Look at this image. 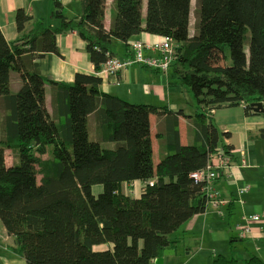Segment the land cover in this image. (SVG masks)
Instances as JSON below:
<instances>
[{"label":"trees","instance_id":"16d2710c","mask_svg":"<svg viewBox=\"0 0 264 264\" xmlns=\"http://www.w3.org/2000/svg\"><path fill=\"white\" fill-rule=\"evenodd\" d=\"M81 1L78 20L68 19L54 0L59 28L39 21L25 33L33 19L18 10L20 40L9 43L0 30V222L27 264H149L210 204L208 183L191 175L215 153L231 158L233 147L224 144L229 134L217 128L215 111L243 105L247 114H262L251 106L264 105V0H197L194 35L193 0H147L145 16L144 0H115L110 30L104 25L106 0ZM69 32L87 43L98 72L112 55L113 40L130 43L141 34L171 39L175 59L168 72L142 67L171 72L188 88L194 144L182 145L173 118L169 150L155 167L151 116L172 111L105 94L99 77L77 74L73 84L44 78L40 59L58 54L56 37ZM226 47L232 66L222 64ZM12 74L21 80L16 93ZM46 83L53 88V115ZM92 115L96 140L89 131ZM110 143L115 148H104ZM7 151L15 159L11 166ZM134 182L143 183L138 197L122 192ZM96 186L103 189L99 195Z\"/></svg>","mask_w":264,"mask_h":264},{"label":"crops","instance_id":"0c3cea01","mask_svg":"<svg viewBox=\"0 0 264 264\" xmlns=\"http://www.w3.org/2000/svg\"><path fill=\"white\" fill-rule=\"evenodd\" d=\"M60 2L68 19L79 20L82 17L81 0ZM146 4L147 0H144V16ZM18 10H23L33 19L26 25L25 33L34 29L39 21L53 28L61 26L54 0H0V30L9 43H17L21 37L16 23ZM115 12V0H106L104 25L107 30L112 28ZM159 40V37L149 34H141L130 43L113 40L119 56L113 49L111 56L125 60L130 55L132 42L151 44ZM56 41L59 53H47L39 61L40 74L47 80L73 84L77 74L99 77L102 80L100 90L105 94L130 103L168 108L173 112L151 116L153 161L156 154L159 158L156 166L154 162L155 167L169 150L173 118L178 119L182 145L194 144L193 120L189 118L195 115L191 106L192 95L187 87L171 77V72L165 75L135 66L110 76L102 73L103 65L100 72L96 70L87 52V43L76 32L58 34ZM20 87L19 75L12 74V92L16 93ZM52 95V85L46 83V106L51 115L54 112ZM179 112L184 114L178 116ZM214 118L219 131L229 134L224 144L233 147L229 171L219 175L213 184L226 204L215 206L210 203L204 213L193 217L172 234L170 239L173 244L168 249L174 250L175 254L165 257V264H249L251 259H258L264 264V114H247L242 105L217 110ZM91 129L95 135L94 115L89 118V131ZM142 186L141 182L124 184L122 192L138 197ZM244 188L248 191L240 193ZM93 191L97 195L101 189ZM255 214L261 217V222L247 224L243 220L244 216ZM239 225L242 226L240 229ZM243 227L248 228L247 235H244ZM106 248L100 246L96 249ZM15 249L14 239L0 222V264H27Z\"/></svg>","mask_w":264,"mask_h":264},{"label":"built area","instance_id":"2783aa9c","mask_svg":"<svg viewBox=\"0 0 264 264\" xmlns=\"http://www.w3.org/2000/svg\"><path fill=\"white\" fill-rule=\"evenodd\" d=\"M175 59V47L171 39H161L155 43H144V42H134L131 44V57L120 60L116 57L109 56L107 61L103 65L102 73L108 74L110 76L116 75L120 72L127 70L134 66H146L151 69H155L166 73L170 70ZM231 167V162H229V157L224 153H215L210 158L208 165L205 169L194 172L191 177L196 183L207 182L204 191L207 193L209 201L215 206H222L226 204L220 198V194L213 188V182L218 179L220 174L229 171ZM151 185H153L151 183ZM248 188H244L240 193H245ZM222 214V212H220ZM243 220L248 223H259L261 222V217L259 215H248L244 216ZM242 226L239 225L240 229ZM244 235H247L248 228H242Z\"/></svg>","mask_w":264,"mask_h":264},{"label":"rangeland","instance_id":"374dc122","mask_svg":"<svg viewBox=\"0 0 264 264\" xmlns=\"http://www.w3.org/2000/svg\"><path fill=\"white\" fill-rule=\"evenodd\" d=\"M191 10L192 11H191V26H190V31H191V34L194 35L195 34V25H196L197 0H193L192 1V9ZM117 48L119 49V47H117ZM245 48H246V52H247L248 49H249V41L246 42ZM112 49L115 51L114 46L112 47ZM115 52L117 53V51H115ZM220 53H222V51H220ZM117 54L119 56V53H117ZM223 54L225 56V61H224L225 63H222V64H225L227 66H232L233 65V61H232V58H231L230 48L229 47H226L224 49ZM223 54H221L222 58H223ZM129 57H131V51H130V55L127 58H129ZM187 111H189V110L187 109ZM90 132H91V139L92 140H96V137H95L94 132L92 131V129H91ZM104 148H115V146H114L113 143H110V144L104 145ZM47 158H48V155L42 157V159H44V160H46ZM6 160H7V165H10L12 162H14L15 159H13V153L11 151L10 152L8 151L6 153ZM158 161H159L158 154H156V156H154L155 166H156V164H157ZM40 179H41V177H39V180ZM96 188H100L101 189L100 193L103 191V189H102L101 186H96L94 189L96 190ZM99 194L97 193V195H99Z\"/></svg>","mask_w":264,"mask_h":264},{"label":"water","instance_id":"95a60500","mask_svg":"<svg viewBox=\"0 0 264 264\" xmlns=\"http://www.w3.org/2000/svg\"><path fill=\"white\" fill-rule=\"evenodd\" d=\"M58 14V13H57ZM251 108L254 110V112L256 113H262L264 114V105L263 103H256V104H253L251 106ZM175 254V251L174 250H171V249H167L165 252H164V256L163 257H160L158 259L155 260L154 264H165V257H168V256H173Z\"/></svg>","mask_w":264,"mask_h":264},{"label":"bare ground","instance_id":"6f19581e","mask_svg":"<svg viewBox=\"0 0 264 264\" xmlns=\"http://www.w3.org/2000/svg\"><path fill=\"white\" fill-rule=\"evenodd\" d=\"M136 42H141V41H136ZM145 43V42H144ZM131 51V50H130ZM111 56V55H110ZM104 65V64H103Z\"/></svg>","mask_w":264,"mask_h":264}]
</instances>
